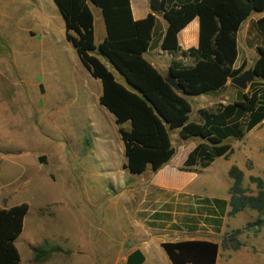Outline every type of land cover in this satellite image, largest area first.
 <instances>
[{"label": "rangeland", "instance_id": "374dc122", "mask_svg": "<svg viewBox=\"0 0 264 264\" xmlns=\"http://www.w3.org/2000/svg\"><path fill=\"white\" fill-rule=\"evenodd\" d=\"M95 8L98 16L100 11ZM102 34L97 25V46ZM249 57L253 61L256 53ZM101 87L66 40L65 24L54 0H0V205L29 206L18 244L22 264H123L138 247L150 249L147 264H164L162 257L171 264L162 242L211 234L205 227L192 235L169 227L150 228V219H140V212L161 211L169 201L181 211L201 210L197 205L204 196L230 198L232 166L244 172L247 194L257 195L249 178L264 179L263 124L243 140L230 141L234 154L228 160L220 158L204 171L187 174V190L195 191L194 197L179 193L171 197L152 190L142 205L145 177H129L125 165L119 168L125 160L123 150L114 153L106 147L100 153L90 148L94 143L89 137L86 150L82 149L81 137L92 131L89 120L102 121L103 130H112L96 107ZM192 106L195 120L200 104L195 101ZM172 141L175 164H180L196 141H182L177 132L172 133ZM182 167L183 163L180 171ZM116 175L121 183L131 178L128 190L113 186ZM259 216L252 210L227 216L224 229L216 235L220 264H264V228L238 235L239 249L227 239ZM48 249L50 255L36 259V251Z\"/></svg>", "mask_w": 264, "mask_h": 264}, {"label": "trees", "instance_id": "16d2710c", "mask_svg": "<svg viewBox=\"0 0 264 264\" xmlns=\"http://www.w3.org/2000/svg\"><path fill=\"white\" fill-rule=\"evenodd\" d=\"M54 3L65 24L66 40L89 74L101 83L99 103L120 127L125 169L132 175L140 176L148 170L157 173L171 162L176 155L173 132L182 141H196L181 171L197 172L208 169L220 158L228 160L234 154L230 141L243 140L264 121V18L253 23L249 31L250 36L256 33L247 43L255 47L258 59L250 69L256 79L247 90L232 84L237 90L236 98L227 104H217L214 109H199L198 122L191 120L190 102V97L225 92L228 82L245 72L246 63L235 68L239 56L238 32L253 12H264V0H162L167 29L160 36L161 48L175 58L168 73L177 80L182 92L174 90L166 76L145 59L153 37L159 35L156 16L150 14L136 21L130 0H54ZM92 6L101 10L106 28V37L99 46L95 43ZM196 18L200 19L199 47L183 50L179 33ZM184 60H191L192 64ZM115 71L123 82L116 78ZM126 124L129 129L123 127ZM229 177L232 180L229 202L203 198L199 200L203 208L197 212L201 217L206 215L205 223L217 226L219 232L222 221L212 216H225L227 205L229 217L245 210L257 211L260 215L257 220L227 238L239 249L242 245L237 241L238 235L244 230L264 228V179L250 176L258 192L248 195L243 187L244 172L239 167L232 166ZM209 204H215L219 212L211 211L206 206ZM28 213L27 204L0 209V264H22L16 242ZM138 216L143 220L148 216L153 221L147 223L150 228H163L154 223L163 217L158 211L150 215L140 212ZM198 223L196 219H185L183 226L194 231ZM161 247L171 264H217L221 248L218 243L202 240L164 242ZM35 254L36 259L44 260L51 250ZM144 262L142 251L135 250L125 264Z\"/></svg>", "mask_w": 264, "mask_h": 264}, {"label": "crops", "instance_id": "0c3cea01", "mask_svg": "<svg viewBox=\"0 0 264 264\" xmlns=\"http://www.w3.org/2000/svg\"><path fill=\"white\" fill-rule=\"evenodd\" d=\"M130 2H131V9H132L133 17L136 21L143 20V19L147 18L150 14L156 16L157 19L159 20V30H158L159 35L158 36L155 35L153 37L152 46L145 53V59L155 69H157L161 74L167 76V74L169 72V66L175 58L173 57V55L163 51V49L161 48L162 38L160 36L167 29V21L165 20V18L163 16L164 12L158 13V14L154 13L151 10L150 0H130ZM172 4H175V2H173ZM95 9H97V8H95ZM99 11L100 12H99L98 16H96L94 14V16H95L94 27L96 30L97 25H99V27L103 33L102 37H101V41H100V44H101L106 37V28H105V23L103 20L101 10L99 9ZM262 18H264V12L263 13L253 12L251 14V16L242 24V26L238 32V36H237L238 45H239V56H238V59H237L236 64H235V68H239L243 63H246L245 69H248V68L251 69V67L254 65L255 61L258 59V53H257L255 47H250L247 42H248V39H253V37L256 35L255 32H253L251 36L249 35L251 25L253 23L259 21ZM178 38H179V44L183 50H188L191 48H198L199 47V41H200V19L196 18L193 21H191L179 33ZM253 51L256 53V57L253 58L254 59L253 61H251V58L249 57V55ZM176 59L179 60L181 58L179 57ZM184 62L187 64H192L191 60H184ZM115 76L120 82H123L121 75H119V73H117V71H115ZM231 85H232V82L229 81L228 82V88L223 93L214 94V95H202V96L190 97V102L193 103L195 101H198V103L200 104L199 109H201V108L214 109L217 104H220V103L227 104L229 102L230 97L232 99H235L237 96V90H233L231 88ZM97 94L98 95L96 97V107L98 105V109L100 111L99 114H102L103 117L106 118V120L109 122L108 124L111 125L112 130H110V131L109 130H103L99 124L102 121H99V120L97 121L94 118L89 120L91 122L90 124L92 125L90 130L92 129V131L90 132V135H87V133L85 132L84 135L81 137L83 139V141H81L82 146H83L82 149L86 150L85 147H86L87 143H85V142H86V138L89 137V138L93 139V143H94V145L90 148L94 147L100 153L105 152V150H107V149L116 153L115 151H118V149H121L124 151V155H125V147H124V144H123V141L121 139L120 132H119L120 127L116 124L115 118L113 117V115L110 114L99 103V99L102 95V87L100 89V92L97 91ZM97 99H98V102H97ZM99 106L102 107L103 109H101ZM107 113H109V114H107ZM191 120H193L192 116H191ZM193 121L198 122L199 118H197ZM123 127L125 129L130 128L129 124H126ZM106 147H107V149H106ZM194 147L195 146H192L191 148L188 149V151H186V154L183 157L182 163H184L188 153ZM80 156H81V154H80ZM102 160L107 163V161H105L104 157H102ZM182 163L175 164V157H174L171 160V162L167 166H165L163 169H161L159 172L153 173V172H151V170H148L147 172H145L144 174L139 176V177H145L143 184L145 185L146 194L144 195V200L141 201L142 205L147 202L146 201L147 197L151 194L152 190L161 191V193L167 194L168 196H171V197L174 195H177L178 193H179L178 195H180L184 198L185 197L188 198L189 195L191 197H194L193 195H195L194 194L195 191L187 190L188 189L187 185L189 183L186 181V178H187V174H190L191 172L180 171L179 167ZM125 164H126V157H125V160L120 161V164H119L120 167L119 168H122ZM107 167H108V164H107ZM108 170H110V169H108ZM127 171L128 170L125 169L126 173H130L129 171L128 172ZM191 174H193V173H191ZM131 175L132 174L130 173L129 177L135 176V175H132V176ZM123 178H125V177H123ZM116 179H117V182L114 183L113 186L119 185V187L127 189V187H129L131 184V183H129L131 181V178L125 180L124 183L120 182L121 178L118 177L117 175H116ZM203 198H208L211 200L212 199H218V200H222L225 202H229V200H230V198L227 196H224V197L204 196L201 199H203ZM197 206L199 208H203V205H201V203ZM206 206L211 211L219 212V210L215 204H209ZM10 208L11 207L7 208L5 205H3V206L0 205V209H10ZM197 210L198 209L190 208V210L188 212L181 211L180 207L173 206V202L169 201V202H167L166 206H164L162 208L161 211L157 210L161 215H163V217H161L162 219L155 220L154 223L155 224L160 223L157 225H159V226L161 225L163 227V229H166L167 227H169L173 231H182L186 235H189V234L192 235L193 233H198L201 230V228L203 229V227H205L206 231H208V233H210L211 236H208L206 238H202V237L196 238V237L189 235L185 239H181L178 241L202 240V241H211V242H215V243L219 244V241H218V238H216V235L220 234L222 232V230L224 229L223 224L225 223V219L227 218V213L230 211L229 205H227L225 208V212H226L225 216L222 217L220 214H215L214 216H212L213 218H215V220H219V221L221 220L222 221V226L220 227L219 232L216 230L217 226L205 223L204 218L206 217V215H203V217H201V219H200L199 215H197L198 214ZM157 211L154 210V212H157ZM148 215H150V214H148ZM148 219L149 218L147 216V219H144V221H148ZM185 219H188V220L196 219L197 221H199V223L197 225L198 229L193 231L189 228L184 227L183 223H184ZM149 221L153 222V221H151V219ZM177 226H180L181 229H179V230L175 229V227H177ZM24 230H25V221H24L23 232L16 242V246H17L19 253H20V256H21V263H22V254H21V251L19 249L18 244L21 240V237H23ZM212 235H214L215 237H213ZM169 242H177V241H169ZM162 243H164V242H162ZM135 250L142 251V253L145 256V262L143 264H147L148 253L150 252V249H148L147 247H138L136 249H133L131 252H129L128 255L131 254L132 252H134ZM128 255H127V257H128ZM127 257H126L123 264L126 263ZM237 258L240 259V257H238V256H237ZM242 259H244V258H242ZM162 260H163L164 264H167L166 258L162 257ZM220 260H221V255L219 252L217 264L221 263ZM155 262H156V260H155Z\"/></svg>", "mask_w": 264, "mask_h": 264}, {"label": "water", "instance_id": "95a60500", "mask_svg": "<svg viewBox=\"0 0 264 264\" xmlns=\"http://www.w3.org/2000/svg\"><path fill=\"white\" fill-rule=\"evenodd\" d=\"M151 10L154 13H162L163 12V5L161 0H150ZM112 66V64H111ZM256 79L252 70H248L244 72L242 75L236 77L235 79L231 80L232 84L235 85L237 88L241 90H247L249 83ZM167 82L173 87L174 90L178 92H182V87L179 85L177 80L168 73L166 76ZM133 244L130 243V246Z\"/></svg>", "mask_w": 264, "mask_h": 264}, {"label": "built area", "instance_id": "2783aa9c", "mask_svg": "<svg viewBox=\"0 0 264 264\" xmlns=\"http://www.w3.org/2000/svg\"><path fill=\"white\" fill-rule=\"evenodd\" d=\"M261 124H263V125H264V121H263Z\"/></svg>", "mask_w": 264, "mask_h": 264}]
</instances>
